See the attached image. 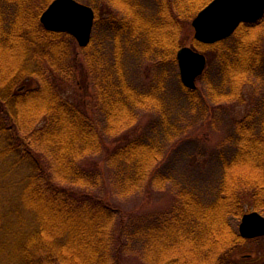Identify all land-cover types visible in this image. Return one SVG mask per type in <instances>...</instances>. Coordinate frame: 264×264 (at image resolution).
Wrapping results in <instances>:
<instances>
[{
    "label": "trees",
    "instance_id": "16d2710c",
    "mask_svg": "<svg viewBox=\"0 0 264 264\" xmlns=\"http://www.w3.org/2000/svg\"><path fill=\"white\" fill-rule=\"evenodd\" d=\"M211 1L160 0L155 22L135 27L124 20L121 34L133 41L147 32L151 47L145 53L159 56L164 66L178 63V51L187 44L213 50L219 81L212 88L231 92L217 103H242L244 85L257 84L258 94L264 92V17L242 24L226 41L204 45L187 37L186 30ZM52 2L0 0V262L122 264L121 255L130 252L141 254L147 264H220L245 241L238 230L243 216L252 211L264 215V98L236 124L238 153L223 162L212 204L183 192L171 211L122 223L118 210L68 186L103 191V171L82 162L103 151L106 136L132 127L137 110L167 113L154 92L137 90L119 73V45L117 71H103V81L93 82L101 124L67 98L59 82L74 81L72 70L79 61L71 49L74 38L49 32L40 22ZM6 4L15 8L10 21L4 18ZM87 54L93 77L103 69L97 67L103 58ZM201 79L209 84L206 73ZM34 81L36 86L28 85ZM164 158L157 133L116 146L107 158L114 193L126 198L161 189L170 179L159 169Z\"/></svg>",
    "mask_w": 264,
    "mask_h": 264
},
{
    "label": "rangeland",
    "instance_id": "374dc122",
    "mask_svg": "<svg viewBox=\"0 0 264 264\" xmlns=\"http://www.w3.org/2000/svg\"><path fill=\"white\" fill-rule=\"evenodd\" d=\"M77 1L93 8L94 11L97 9L98 16L95 19L91 43L85 47H91L89 48L91 50H84L85 48L80 47L77 40L71 35L74 38V40H71L73 43L71 49L77 61H79V68L76 67L72 70L76 74L74 81H65L64 83L61 80L59 82L64 95L78 104L83 111L96 117L98 123L101 124L100 121L103 119L97 116L100 113L96 110V88H94L93 82L94 80L103 81V71H117L114 67L116 65V51L121 47L123 51L120 54L121 66L119 67V73L137 90L154 92L162 100L161 109L164 108L167 115L165 117L161 116L160 110H137L138 118L132 127L121 133V135H105L103 151L99 155L87 157L82 162V165L88 169L98 167L103 171L107 179L103 191H94L96 193H93L76 186H68V189L77 192L80 196L89 194L92 195V198H100L110 207L120 212L122 223L133 217L171 211L178 203V194L183 192L194 194L199 197L200 201L208 205L212 204L221 183L223 162L232 160L238 153L236 124L251 112L255 103L264 98V92L261 91L258 94L257 84L244 85L242 88L244 101L242 103L229 101L219 104L217 103L218 98L220 96L225 97L226 92L227 94H231V92L229 89L223 92L212 88L213 86L216 87L219 81V74L216 71L217 56L213 50L199 51L190 44L184 46L191 47L208 58L205 73L208 75L209 84L201 79L204 73L197 81V89L191 90L182 83L178 63L172 62L171 65L164 66V61L159 56L154 53L151 55L145 53L151 47L147 32L144 35L142 33L137 39L134 38L133 41L126 38L124 33L121 34L120 27L124 20L135 25V27L138 23L140 27H143L149 21L155 22V18L159 17L161 9L160 0ZM10 6L11 4L4 5V18L5 20L9 19V21V17H13L15 10L13 6ZM9 7L10 11L8 10ZM124 7H126V13H124ZM130 15L134 18H130ZM194 19L189 23L190 28H187L186 35L197 41L193 27ZM262 50L264 52V41ZM96 52L103 58L102 63L97 67L103 69L93 72L94 76L92 77V71L89 70L87 65L86 54L94 53L96 55ZM162 77L165 80V82H162L166 84L161 88ZM31 83H28V85L36 86L37 84L35 81ZM208 86L211 87L212 92ZM261 89L263 90L262 87ZM191 91L196 92L194 94ZM191 96L198 98L199 102H195L194 99L192 101ZM155 133L160 136V141L165 146V158L159 165V169L168 179L170 178L169 181L161 189H150L146 193H137L126 198L117 196L107 176L109 172L107 158L110 156L111 151L116 146L129 140L144 135L150 137ZM165 139L167 140L164 141ZM241 221L238 224V230ZM243 239L245 241L237 243L220 264H264V237ZM189 250L190 248L187 251ZM20 263L0 262V264ZM121 263L147 264L141 254L130 252L121 255Z\"/></svg>",
    "mask_w": 264,
    "mask_h": 264
},
{
    "label": "water",
    "instance_id": "95a60500",
    "mask_svg": "<svg viewBox=\"0 0 264 264\" xmlns=\"http://www.w3.org/2000/svg\"><path fill=\"white\" fill-rule=\"evenodd\" d=\"M264 17V0H213L193 21L195 39L213 45L231 38L242 24H252ZM96 13L77 0H54L41 16V23L50 32L72 35L80 47L91 43ZM181 80L185 87L197 89L198 79L205 73L208 58L191 47L177 54ZM245 239L264 237V216L247 213L239 226Z\"/></svg>",
    "mask_w": 264,
    "mask_h": 264
}]
</instances>
